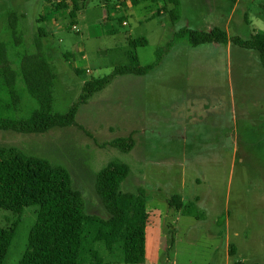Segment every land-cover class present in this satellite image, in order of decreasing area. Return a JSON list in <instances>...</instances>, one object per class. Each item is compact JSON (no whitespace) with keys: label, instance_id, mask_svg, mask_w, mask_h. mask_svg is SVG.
I'll use <instances>...</instances> for the list:
<instances>
[{"label":"rangeland","instance_id":"obj_1","mask_svg":"<svg viewBox=\"0 0 264 264\" xmlns=\"http://www.w3.org/2000/svg\"><path fill=\"white\" fill-rule=\"evenodd\" d=\"M64 1L0 0V43L8 58L34 53L39 42L55 75L51 113H67L85 83L128 66L129 38L147 41L135 51L140 67L151 65L181 29L218 28L227 43L175 42L151 73L115 77L93 94L77 108L75 126L44 134L0 130V146L65 168L86 214L103 219L96 175L112 160L126 164L120 191L142 190L146 201L142 264H264V69L256 52L230 40L264 34V0H179L176 21L166 0L127 8L122 0H88L74 29L69 5L52 12ZM9 13L18 17L19 44L9 32ZM18 90L28 115L36 103L20 80ZM128 137L133 148L123 154L113 143ZM172 196L180 197V210L167 206ZM36 211H23L3 264H18ZM14 221L0 210V227ZM96 248L107 254L101 244Z\"/></svg>","mask_w":264,"mask_h":264},{"label":"trees","instance_id":"obj_2","mask_svg":"<svg viewBox=\"0 0 264 264\" xmlns=\"http://www.w3.org/2000/svg\"><path fill=\"white\" fill-rule=\"evenodd\" d=\"M87 1L66 0L63 4H56L52 12L56 14L69 5L68 17L72 20L79 7ZM122 1H128L131 6L137 3V0ZM226 1L232 4L237 2ZM166 3L173 7L166 13L172 21H176L179 0H166ZM17 18L14 13H9L8 25L11 37L19 44L21 38ZM180 40L193 48L227 43L225 32L218 28L209 31L181 29L172 35L165 47L156 52L151 65L140 67L135 51L145 47L147 41L144 38H129L131 50L126 53L129 65L116 67L111 74L85 83L78 102L65 114L51 113V90L55 75L40 43L34 42V53L14 52L12 58H8L6 44L0 43V130L44 134L53 128L75 126L77 108L85 105L93 94L103 90L115 77L151 73L160 64L162 55ZM230 40L240 49L256 52L264 69V34L255 33L245 40L235 36ZM14 64L18 70L11 68ZM19 80L37 106L28 115L20 110ZM113 144L123 154L133 148L130 137L115 140ZM128 174V166L118 160L110 161L97 173L95 191L108 215L103 219L86 214L83 199L74 190L71 176L65 168L42 158L27 156L17 148L0 146V210L16 216V221L10 227H0V264L4 263L23 211L29 207H37V211L18 264H142L148 224L146 201L142 190L133 193L120 191V185ZM166 203L175 210L183 206L179 196L168 198ZM98 244L103 246L106 255H100L96 248ZM235 254L229 246L228 257L232 258ZM231 264L243 263L233 261Z\"/></svg>","mask_w":264,"mask_h":264},{"label":"crops","instance_id":"obj_3","mask_svg":"<svg viewBox=\"0 0 264 264\" xmlns=\"http://www.w3.org/2000/svg\"><path fill=\"white\" fill-rule=\"evenodd\" d=\"M148 1V0H147ZM146 1V2H147ZM150 1V0H149ZM146 2H144V0H137V3H136V5L135 6H137V5H139L140 3H146ZM180 4H181V1H180ZM124 7H132L128 2H126L124 5H123ZM124 23V22H123Z\"/></svg>","mask_w":264,"mask_h":264},{"label":"built area","instance_id":"obj_4","mask_svg":"<svg viewBox=\"0 0 264 264\" xmlns=\"http://www.w3.org/2000/svg\"><path fill=\"white\" fill-rule=\"evenodd\" d=\"M75 25H76V19H72L71 20V28L74 29ZM122 25H124V23Z\"/></svg>","mask_w":264,"mask_h":264}]
</instances>
